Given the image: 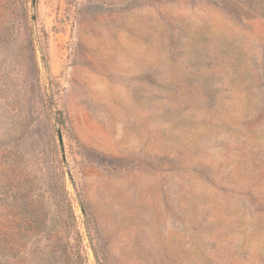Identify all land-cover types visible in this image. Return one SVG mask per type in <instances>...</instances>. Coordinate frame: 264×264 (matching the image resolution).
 <instances>
[{
	"label": "rangeland",
	"instance_id": "rangeland-1",
	"mask_svg": "<svg viewBox=\"0 0 264 264\" xmlns=\"http://www.w3.org/2000/svg\"><path fill=\"white\" fill-rule=\"evenodd\" d=\"M0 264H264V0H0Z\"/></svg>",
	"mask_w": 264,
	"mask_h": 264
}]
</instances>
